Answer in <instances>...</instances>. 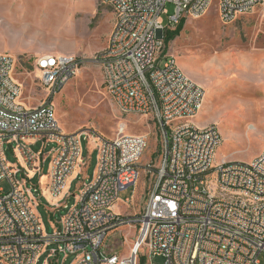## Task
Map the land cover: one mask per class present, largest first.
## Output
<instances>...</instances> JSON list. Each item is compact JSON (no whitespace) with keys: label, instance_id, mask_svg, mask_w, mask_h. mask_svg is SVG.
<instances>
[{"label":"built area","instance_id":"obj_1","mask_svg":"<svg viewBox=\"0 0 264 264\" xmlns=\"http://www.w3.org/2000/svg\"><path fill=\"white\" fill-rule=\"evenodd\" d=\"M101 1L116 15L109 47L98 57L105 86L123 114L156 118L164 143L157 182L142 214L127 219L116 214L120 193L138 184L148 139L64 133L52 101L79 76L84 60H37L50 101L26 108L13 78L16 61L0 55V264H40L47 248L52 249L44 264L55 259L59 264L61 255L76 256L74 264H157V258L163 264H264V153L251 165L218 164L221 133L216 126L192 122L205 90L184 74L175 57L161 54L166 32L183 20L205 16L214 4L226 25L256 13L264 19V0ZM84 139L97 141L94 179L80 190L55 234L47 236L29 198L32 190L18 176L34 181L26 171L35 177L44 153L32 147L54 144L50 192L59 197L83 165ZM7 145L16 151L15 164L8 161ZM125 227L137 231L130 256L111 248L105 252L109 235Z\"/></svg>","mask_w":264,"mask_h":264},{"label":"rangeland","instance_id":"obj_2","mask_svg":"<svg viewBox=\"0 0 264 264\" xmlns=\"http://www.w3.org/2000/svg\"><path fill=\"white\" fill-rule=\"evenodd\" d=\"M167 10L173 15V6L169 5ZM163 18L167 27L169 18ZM115 28L114 10L101 0H0V55L16 61L13 78L22 87L20 102L24 107L36 108L50 101L42 87L41 73L35 68L36 61L27 57L35 58V52L44 50L54 57L82 59L85 62L79 76L52 101L64 133L87 132L110 140L122 133L148 139V148L139 162L143 169L138 184L121 192L114 208L116 214L127 219L142 214L146 207L162 167L164 143L153 115L123 114L106 89L98 57L109 47ZM161 54L175 57L184 74L203 86L205 103L192 122L200 128L216 126L221 133L223 144L216 155L218 164L225 161L251 165L258 160L264 153V88L258 87L264 84L263 17L256 13L226 25L214 4L205 16L185 20L180 36L168 45L163 42ZM95 142L84 139L83 151L87 152L89 147L95 151ZM45 146L39 143L32 147L35 152L44 153L39 176L26 171L35 180L29 182L23 175L18 180L25 189L32 190L29 198L42 218L44 233L53 236L65 211L53 212L47 199L41 201L39 196V179L41 175L44 181L48 179L50 153L55 147L50 143L44 150ZM6 150L8 161L15 164L16 151L8 145ZM92 170L88 171L89 176ZM2 187L9 190L7 183ZM198 187L203 189L200 184ZM136 239L134 229H119L109 235L104 251L111 248L128 257ZM51 249L44 250L40 264L48 259ZM76 258L61 255L59 264L65 260V264H74ZM156 263L163 264L164 260L157 258Z\"/></svg>","mask_w":264,"mask_h":264},{"label":"crops","instance_id":"obj_3","mask_svg":"<svg viewBox=\"0 0 264 264\" xmlns=\"http://www.w3.org/2000/svg\"><path fill=\"white\" fill-rule=\"evenodd\" d=\"M47 56H50V55H48L46 53V51L39 50V51L35 52V54L33 56L35 58H32V57H27V58L37 62V60H39L40 58L47 57ZM199 85L203 88V86L201 84H199ZM258 87H260V89H262V88H264V84H261ZM205 98H206V96H205ZM204 103H205V100H204ZM204 103H203V106H204ZM202 109H203V107H202ZM93 145L95 146L94 143H93ZM89 148H88L87 152H85V151L83 152V165L76 170V172L74 173L72 178L69 180L65 191L59 197L52 196V194L50 192V179H49V177H48V179H46V181L43 180V177H41L39 179V185H38L39 190L38 191H39V196L41 198V201L44 199H47L48 205L51 207L53 212L61 211V210L65 211V213L62 214V216L57 221V224H58L57 227L62 222L64 216L68 213V210L71 207H73L74 205H76L77 196H78L80 190H82L84 185L89 184L94 179L96 169H97V165H98V151L97 150L93 151V150H91V148L90 149ZM92 149H93V147H92ZM94 156H95V160H94ZM16 163H17V159H16ZM91 169H93L92 175L89 176L88 171L89 170L91 171ZM38 176L39 175H36L35 177L37 178ZM50 213H52V212H50ZM54 214L55 213H53V217H54Z\"/></svg>","mask_w":264,"mask_h":264},{"label":"trees","instance_id":"obj_4","mask_svg":"<svg viewBox=\"0 0 264 264\" xmlns=\"http://www.w3.org/2000/svg\"><path fill=\"white\" fill-rule=\"evenodd\" d=\"M184 25H185V20H183L179 25L176 31H170L168 30L166 32V35L164 37V41L166 43V45H168L170 42H172L173 40H175L178 36H180L181 32L184 29Z\"/></svg>","mask_w":264,"mask_h":264}]
</instances>
